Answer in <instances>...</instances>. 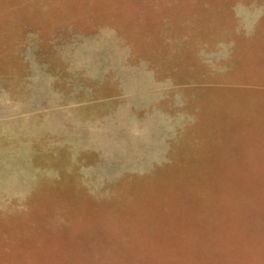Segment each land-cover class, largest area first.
I'll return each instance as SVG.
<instances>
[{
	"label": "rangeland",
	"instance_id": "rangeland-1",
	"mask_svg": "<svg viewBox=\"0 0 264 264\" xmlns=\"http://www.w3.org/2000/svg\"><path fill=\"white\" fill-rule=\"evenodd\" d=\"M264 0H0V264H264Z\"/></svg>",
	"mask_w": 264,
	"mask_h": 264
},
{
	"label": "crops",
	"instance_id": "crops-1",
	"mask_svg": "<svg viewBox=\"0 0 264 264\" xmlns=\"http://www.w3.org/2000/svg\"><path fill=\"white\" fill-rule=\"evenodd\" d=\"M261 36H264V35H261ZM261 67L264 69V59L261 61Z\"/></svg>",
	"mask_w": 264,
	"mask_h": 264
}]
</instances>
